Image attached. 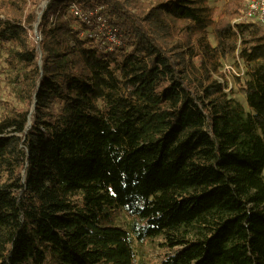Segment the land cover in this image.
<instances>
[{"label":"trees","instance_id":"16d2710c","mask_svg":"<svg viewBox=\"0 0 264 264\" xmlns=\"http://www.w3.org/2000/svg\"><path fill=\"white\" fill-rule=\"evenodd\" d=\"M41 1L0 0L21 103L0 119V264H133L118 208L162 264H264V23L232 27L248 0L218 22L210 0H45L40 64ZM236 51L248 107L216 77Z\"/></svg>","mask_w":264,"mask_h":264},{"label":"rangeland","instance_id":"374dc122","mask_svg":"<svg viewBox=\"0 0 264 264\" xmlns=\"http://www.w3.org/2000/svg\"><path fill=\"white\" fill-rule=\"evenodd\" d=\"M226 2L227 0H210L211 6L215 8V22H218L220 20ZM46 4L47 2L45 0H42L37 6H35L37 8L38 21L34 23V28L31 33V37L34 43H36L38 46L40 64H42V52L40 47V43L42 41V32L39 29V22L41 20L42 13L44 8L46 7ZM244 11L245 10H243L239 15L232 19V27L237 26V23L244 21ZM6 14L7 12L5 13L0 11V18H5ZM58 14L63 15L66 20L68 19L67 13L57 12L56 14H52L51 16V24L56 22ZM208 37L210 43L212 45H216L217 42L214 34V25L209 27ZM7 47L8 45H0V119L5 115L13 113L15 109L21 106L19 99L16 98V90L20 86V75L19 72H17L10 66L7 60ZM243 69V62L240 61L238 51H236L235 54H232L223 60V67L221 68L223 75H216V77L226 84L227 90L231 92L230 95L234 96L246 107H248L245 97L240 91V85L237 83V80L235 78L239 73V76H242L240 78H243ZM111 214L112 217L110 219V223L120 225L130 232L132 245L135 250V259L133 264H162L167 250L162 245L163 238L161 236H157L154 238H145L142 241H139L131 230V226L136 220L135 217L131 216L127 211L121 208L116 209ZM45 264H56L55 258L52 257V255H49Z\"/></svg>","mask_w":264,"mask_h":264},{"label":"built area","instance_id":"2783aa9c","mask_svg":"<svg viewBox=\"0 0 264 264\" xmlns=\"http://www.w3.org/2000/svg\"><path fill=\"white\" fill-rule=\"evenodd\" d=\"M69 11L78 16L80 20L85 21L89 24H94V22H92V20L90 19L91 15L84 13L76 5H72L69 8ZM243 19L246 21L264 23V0H248L246 9L243 13ZM95 28H98V31L103 34L106 47L110 50L114 49L116 46H120L123 43L115 29L106 27L105 20L102 18V16L97 17ZM233 28L237 30V26H233ZM240 61L242 60L240 59ZM243 65L245 68L244 63ZM242 74H244V69L242 70ZM237 75L239 76L240 73Z\"/></svg>","mask_w":264,"mask_h":264}]
</instances>
